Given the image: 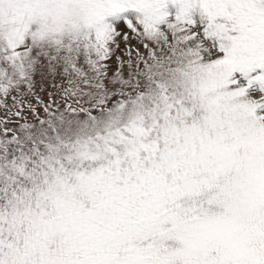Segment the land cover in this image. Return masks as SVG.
I'll return each mask as SVG.
<instances>
[{
    "label": "snow or ice",
    "instance_id": "snow-or-ice-1",
    "mask_svg": "<svg viewBox=\"0 0 264 264\" xmlns=\"http://www.w3.org/2000/svg\"><path fill=\"white\" fill-rule=\"evenodd\" d=\"M0 264H264V0H0Z\"/></svg>",
    "mask_w": 264,
    "mask_h": 264
}]
</instances>
